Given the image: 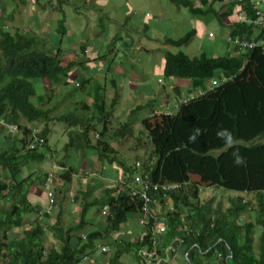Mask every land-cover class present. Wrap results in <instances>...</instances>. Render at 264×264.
Listing matches in <instances>:
<instances>
[{
    "label": "trees",
    "instance_id": "16d2710c",
    "mask_svg": "<svg viewBox=\"0 0 264 264\" xmlns=\"http://www.w3.org/2000/svg\"><path fill=\"white\" fill-rule=\"evenodd\" d=\"M18 1L37 5L39 2ZM167 1L183 7L189 16L206 24L208 20L202 17L207 14L217 23L228 16V26L219 23L222 31L228 30V38L216 40L227 46L226 51L224 55L200 52L194 57L180 50L172 52V48L190 43L195 35L191 28L178 39H163L160 44L170 48H163L159 74L162 78L154 76L152 84L166 79L170 92L162 85L164 99H149L133 110L136 114L144 108L149 110L139 125L140 134L149 143L151 157L145 164L140 165L135 159L132 168L122 167L124 175L120 180L104 183L89 176L86 190H76L71 196L68 192L71 185L77 188L80 178L88 177L86 172L76 169V162L81 161L88 149L95 153L99 167H111L118 164V151L112 145L130 140L135 145L140 142L134 137L130 122L112 117V108L120 96V80L133 67L124 62L128 50L126 40L120 32L111 38V42L120 44L118 52L110 55L111 60L107 62L104 51L101 53L103 39L100 38L99 57L91 61L95 66L90 69L88 64H83L89 60L73 63L62 56L65 51L61 47L69 46L71 39L62 25L60 7L57 10L62 19L57 41L48 43L34 33L0 28V133L7 144L0 141L3 172L0 176V264H84L83 261L88 264L90 259L94 264H122L121 258L128 254L134 264H146L139 251H151L149 231L153 218L164 222L165 231L157 237L155 248L162 257L165 247L179 238L182 243L174 246L183 255L184 264H264V28L238 22L235 0L228 1L220 14L214 7L224 0H211L205 10L195 8L191 0ZM60 2L69 4L67 0ZM200 2L202 6L207 5L206 0ZM75 44H78L76 50L85 55L87 43ZM122 49L125 54L120 56ZM111 63H120L122 73H113ZM100 64L102 67L98 68ZM74 74L79 82L72 79ZM97 76H103L104 80H95ZM42 79L47 81L45 86ZM36 85L42 94L35 97ZM107 87L113 90L109 102ZM54 88L66 89L64 96L69 106L63 114L50 116L52 111L43 108L42 99L50 98ZM169 93L173 99H168ZM73 96L80 99L71 103ZM87 97L91 98L90 102ZM52 121L63 125V131H74L58 158L48 141ZM195 129H199V135L189 141ZM221 129L231 133V145L217 137ZM71 137L81 138V147H77L82 152L79 157L76 151L69 153ZM233 152L240 156L239 164L234 163ZM65 154H69L67 159ZM42 165L48 168L42 171ZM36 180H49L56 194L48 201L45 211L27 199L28 189ZM138 182L149 185L147 212L140 199L130 196L129 189L138 186ZM172 184H180L181 188L167 192L160 187L153 189L154 185ZM218 188L251 195L239 207L231 201L232 208L227 213L233 220L218 210L211 214L208 203L199 206L202 190ZM99 190L93 196L92 192ZM166 199L170 200L171 209ZM63 204L66 208L78 207L75 221L69 220L70 212L65 217ZM56 205L58 209L54 210ZM93 207L98 210L97 214H101L103 207L106 210L98 226L94 225L95 217L88 215ZM187 207L191 210L184 216L182 209ZM243 213L249 214L250 219H241ZM134 216L135 222H130ZM142 223H146L144 228ZM124 225L128 229L139 226L137 231L128 233L133 241L126 234L128 229L122 230ZM47 232L57 240V245L45 249L42 240ZM255 238L257 256L252 245ZM101 248L107 249L103 252Z\"/></svg>",
    "mask_w": 264,
    "mask_h": 264
},
{
    "label": "rangeland",
    "instance_id": "374dc122",
    "mask_svg": "<svg viewBox=\"0 0 264 264\" xmlns=\"http://www.w3.org/2000/svg\"><path fill=\"white\" fill-rule=\"evenodd\" d=\"M67 1L69 2V4L61 3L60 0H39L37 5L31 2H25L22 4L18 0H0V28H9V30H11L12 32L17 29L20 32L28 30L29 32H36V35L39 38L48 43L57 41V39L60 38V35H57V30H59L58 24L62 19V16L57 10V8L60 7L63 11L64 18V23H62V25L66 29V35H69L71 39L69 46L66 47V45H63L61 47L65 51L63 52L62 56L66 59L67 62L73 63L78 62V60L86 62L87 60H91L96 57L95 53L91 54L92 51H95V48H92V51L91 49L87 48L85 50V55H81L80 51L76 50L77 44L75 43H85L89 41L92 42L90 43V45H95L97 47L100 38L103 39L101 41V45H106L104 49H101V53H103L104 51L105 61L109 62L111 60L112 54H116L119 48L118 42L113 43L111 42V40L114 38V36L118 35V32L123 35L124 39L126 40V45H128V48L126 47L128 50L125 54L124 50L122 49L123 51H121L120 56H123V54H125L124 57L126 59L124 60V62L126 63L128 62V60L135 62V74L133 73L132 75L135 76L136 79L134 77L129 78L132 79L134 85H131L130 82H124V85H126L124 86L123 83L120 82V96L118 101H116L115 108H112V111L114 110L112 113V117H117L118 120L120 119L122 122H131V124L133 125L132 128L134 130V137L137 138L140 142L135 145L133 143V140H130V142L128 143L115 145L118 151L117 163L119 165L117 164L115 166L116 168L109 167L106 173L110 174V171H113L112 175L116 173V175L122 176L124 175V167L132 168L135 159H138L137 161H139L140 165H142L148 162H146L147 158L149 159L151 157L149 143L147 141V138H145L144 135L140 134L141 128L139 125L140 119L142 117H146L149 114V110H145L144 108L140 113H137L140 115L139 119L137 120L135 119L137 114L133 111L137 105H139L140 103H147L148 101L147 99H145V94L143 93L145 90H143V87L140 85H145L148 81L147 86L152 87V89L155 90V98L158 100L164 99V97L161 98V93L165 91V89L167 92H170V85L168 80L166 79L163 80L162 85H164L165 89L162 91L161 87H159L160 85H157L155 83L152 84V77L145 78L144 80V67H148L149 69L147 70V72L151 73L156 78H162L157 73L155 66H153L159 61L162 55L159 43L167 37L174 39L182 37V35L188 30V21H184L183 17L185 14L181 10V8L183 7L177 8L167 0H96L92 4L90 3V0ZM191 1L193 2V4H201L200 0ZM91 6L93 7V9L91 8ZM215 8H217V5L215 6ZM188 16L189 15H186V17ZM202 19H206L208 20L207 22H209L208 24H206L207 29L205 31L204 38L201 39L202 34L197 35V38L192 39L190 43H188V45L184 47L172 48V52L180 50L183 53L187 54L189 57H194L200 52H204L207 55H219V53H222V55H224L223 53L224 51H226L227 46L219 44L217 41L210 43L209 38L206 36L207 32L214 34L221 33V36L225 35L222 37V39H226L227 35L222 34L223 31L220 32L221 25L217 23L216 19L210 14H207L206 17H202ZM228 24L229 23H227V25ZM31 28L34 29V31L29 30ZM126 31L127 33H125ZM225 31L226 33L228 32L227 29H225ZM29 32L27 33L32 34ZM64 41L65 40L63 38V42ZM161 45L166 49L170 48L168 47V45ZM111 46H113V48ZM98 51L100 50L98 49ZM83 64H89V62ZM111 65L116 71L118 64L116 65V63H111ZM100 66L102 67V64H100ZM91 67L94 66H90V69H92ZM74 75L76 76L75 81L79 82V78H77V75ZM95 80L103 81L104 79L103 76H97ZM41 83L44 84L45 81L43 80ZM186 84L187 83H184L183 85ZM127 87H129V89H125ZM62 89L54 88V91L53 93H51L50 98L46 99L44 96V98L42 99L44 100L43 108L51 109L52 111L50 116H54L55 114H63L65 112V109L69 106L67 104L69 103L68 98H65L64 96L66 89ZM35 90V97L42 94V90L39 85H36ZM78 96H80L83 101H86L83 94L79 93ZM78 96H73L71 103H76L77 99L79 98ZM168 99H173L170 93ZM168 99H166L165 101H167ZM90 101L91 98L88 100V102ZM107 102H109V94H107ZM33 103H36V101H34ZM39 105L40 104H38V106ZM69 109L72 110L73 107L71 106ZM51 123V132L48 135V141L54 146L56 151L55 157L58 158L63 155V152H61L62 147L67 144L71 132L73 133L74 131H63V125L55 123L53 121ZM2 134L3 133L1 132L0 141L6 144V139L2 138ZM71 139L73 140V142L71 144V151H69V153L72 154L74 153L73 151H76V157H79L82 152L77 151V147H81V138L79 139L71 137ZM68 155L69 154H65L66 159ZM93 155L95 157V153H93ZM85 156L88 157L87 154ZM76 165H79L81 168L86 170L89 163L87 160L84 162L78 160V162H76ZM41 168L42 171H45L48 168V165H42ZM2 173L0 170V176ZM126 177L128 178L129 175ZM84 181L89 180H86L84 178L82 179L81 186L83 187V190L86 189ZM28 190L29 193L27 195V198L29 200H31L30 198L34 199L35 197H38L41 198L44 203L48 198L46 194L48 191L51 192L54 199L55 191L52 193L53 189H51L49 180L46 182L36 180L35 185H31ZM200 194L199 206L208 203L211 214H213L215 210H218L222 214H225L227 216L228 210L232 208L231 201H234L239 207L241 205H244L245 201L248 198H251V195H243L241 193L227 191L219 188L207 190L205 189L202 190ZM71 208L74 209V207ZM190 210L191 208L188 207L182 209V215H187ZM77 211L73 210V212L71 213V218H69V220L71 219V222L72 220L75 221L77 219ZM91 213H96L95 207L91 208ZM65 217L68 218L67 215ZM228 217L231 220L234 219L231 214ZM240 217L241 219L243 217L245 219H250V215L247 213H243ZM30 223L31 222L29 221L26 225L29 226ZM122 229L123 231L126 230L127 226L124 225ZM123 231L121 232V234L124 233ZM46 234L47 235L42 240L43 247L47 249L49 247L56 246L57 240H55V238L48 232ZM126 234L128 236L127 232ZM128 237L131 239V241H133V237ZM252 245L253 252L255 256H257V238H255ZM121 262L122 264H134L135 261L132 256L128 254L124 255V257L121 258Z\"/></svg>",
    "mask_w": 264,
    "mask_h": 264
},
{
    "label": "crops",
    "instance_id": "0c3cea01",
    "mask_svg": "<svg viewBox=\"0 0 264 264\" xmlns=\"http://www.w3.org/2000/svg\"><path fill=\"white\" fill-rule=\"evenodd\" d=\"M194 6H200V4H195L194 3ZM181 10L183 11V13L185 14L184 15V21H188V25H189V27H188V29L189 28H191V29H193V30H195V38H196V36L197 35H203L204 34V32L206 31V29H207V25H206V23H204L202 20H200L199 18H196V17H192V16H188V17H186V15H188V13L184 10V9H182L181 8ZM222 23H223V26H228L227 25V23H230V21H229V19L227 18V19H223V21H222ZM29 30H32V31H34V29H29ZM24 33H27V32H29L28 30H25V31H23ZM29 33H35V34H37L36 32H29ZM125 33H127V31L125 32ZM199 33V34H198ZM222 34H226L227 35V33H226V31H225V29H224V31L222 32ZM223 36H225V35H223ZM223 36H221V34L219 35V36H216V35H214L213 36V38H214V41L213 42H216V40L217 39H222V37ZM227 38V37H226ZM225 40V39H224ZM212 42V43H213ZM85 43H87L86 44V49L87 48H89V49H91V51H92V48H95L94 50L95 51H92L91 52V54H94L95 53V55H96V57L95 58H93V59H91V60H89V66H95V64L94 63H91V61L92 60H94V59H96L97 57H99V54H98V49L97 48H100V46L98 45L97 47L95 46V45H90V43H92V42H89V41H87V42H85ZM103 43H104V41H103ZM118 44H120V42H118ZM160 44V43H159ZM77 47H78V44H77ZM106 47V45H101V49H104ZM163 46L160 44V51L162 52V50H163ZM77 49V48H76ZM164 49H166V48H164ZM113 61H117V59H114ZM83 62V61H82ZM162 62H163V57H162V55H161V58L159 59V61L155 64V65H153V66H155V69H156V71H157V73L158 74H160V71H161V68H162ZM132 64L133 65V67L131 68V71H129V77L128 76H124L121 80H120V82H122L123 83V85H124V82H130L131 83V85H134L133 84V82H132V79H129L130 77H134L135 79H136V77L135 76H133L132 74L135 72V62H133V61H131V60H129L125 65H129V64ZM113 64V63H112ZM115 64V63H114ZM118 64V67H117V70L115 71L114 70V72L113 73H116V74H120V73H122V71H123V69H122V65L120 64V63H116V65ZM122 64H124V63H122ZM152 65V64H151ZM98 68H100V65H98ZM149 68L148 67H144V73H145V77H144V80H145V78H149V77H152L153 78V80H154V75H152L151 73H149V72H147V70H148ZM131 73V74H130ZM135 74V73H134ZM157 75V74H156ZM75 75H74V77H72V79H74V81H75ZM109 78V76H107V79ZM45 81V83L44 84H42L43 86H45L46 84H47V81L45 80V79H42V81ZM152 80V81H153ZM41 81V82H42ZM151 81V82H152ZM156 82H157V80H156ZM163 83V82H162ZM162 83L160 84V87H162ZM147 84H148V81H147V83L144 85V84H141L140 86H142L143 88V90H145L143 93L145 94V99H147V100H149V99H152V100H156V98H155V90H153L152 89V87H148L147 86ZM124 86H126V85H124ZM121 87V84L119 83V88ZM171 88V87H170ZM124 89V88H123ZM125 89H129V87H127V88H125ZM107 94H109V99H110V97L112 96V94H113V90L111 89V88H106V96H107ZM80 98H78V100H79ZM141 111H138L137 113H140ZM136 115V114H135ZM139 117H140V115L139 114H137L136 115V120L137 119H139ZM142 118H144V117H142ZM141 118V119H142ZM140 122V121H139ZM131 123V122H130ZM136 123V122H135ZM132 125V124H131ZM133 126V125H132ZM115 145H112V147L113 148H115L114 147ZM116 149V148H115ZM93 151L91 150V149H88L86 152H85V155L87 154V156L88 157H86V156H84L82 159H81V162H84V161H88V163H89V165H88V168H86V170L85 169H83V168H81L79 165H76V169L77 170H82V171H84V172H86V176H88V177H82V178H80V184H82V179L84 178V179H86V180H88V178H89V176H93V177H96V178H98V179H100L102 182H104V183H107V181H109V182H111L112 180H120L121 179V176L120 175H116V173L114 174V175H112V172L113 171H110V174H107L106 173V171H107V169L110 167V166H102V167H99V164L95 161V157H94V155H93ZM93 158V159H92ZM117 164H114V165H112L111 167H113V168H116L115 166H116ZM119 165V164H118ZM52 169H53V167H51ZM113 183H114V181H113ZM79 184V186H77V188H74V185H71V187L69 188V195H71V194H75V192H76V190H80V191H84L83 190V187L81 186ZM84 184L86 185V186H88L89 184H90V181H84ZM86 190V189H85ZM99 192H100V190L99 191H94V192H92V194H93V196H95V195H98L99 194ZM53 193V192H52ZM55 196H56V194H54V198H55ZM28 199V198H27ZM31 200H29L32 204H35V205H40V207H41V210L42 211H45V209H46V207H47V203H48V198H47V200L43 203V201H42V199L41 198H34V199H32V198H30ZM71 207H74V209H72ZM68 208H69V210H68ZM68 208H66V205L65 204H63L62 205V210L63 209H65V210H63L64 211V215L66 216H68L69 215V212L70 213H72L73 212V210H75V211H77V209H78V207H76V205H70V206H68ZM55 209H58V206L56 205L55 206V208H54V210ZM78 211H79V209H78ZM78 211L76 212V213H78ZM98 213V210H96V213L94 214V213H91V209H90V211H89V216L90 217H92V216H94L95 217V221H94V225L96 226H98L100 223H101V221H102V218L101 217H103L104 215H102V214H97ZM93 217V218H94ZM131 220H130V222L132 221L133 223L135 222V220H136V217L134 216V217H132V218H130ZM51 220H53V217L51 216ZM139 227V226H138ZM138 227H136V226H134V227H131V229H128V226H127V229H128V232L127 233H129L130 234V232L132 231V230H135L136 229V231H137V228ZM123 230V229H122ZM179 254L178 255H175L174 257H169V259H167L166 260V262H165V264H183V261H182V258H183V255L181 254V252H178ZM86 262L87 261H83V263L84 264H86ZM94 264V262H93V260L91 259V260H88V264Z\"/></svg>",
    "mask_w": 264,
    "mask_h": 264
},
{
    "label": "built area",
    "instance_id": "2783aa9c",
    "mask_svg": "<svg viewBox=\"0 0 264 264\" xmlns=\"http://www.w3.org/2000/svg\"><path fill=\"white\" fill-rule=\"evenodd\" d=\"M238 5V12H237V20L242 23L247 24H254V25H261L264 24V0H236ZM248 12H251L253 14V18L248 16ZM11 129L14 131L15 127H11ZM160 187L162 191H176L181 188L180 184H172V185H154L153 189L157 190ZM138 188V189H136ZM149 189V185L144 182H138V186H135L134 188H130V196L136 197L140 199L143 203V210L147 212L148 205L150 203V197L147 194V191ZM48 201L51 202L52 194L51 192H47ZM165 194V193H164ZM165 198V196H163ZM169 200L166 199V202ZM50 208L47 209L49 211ZM105 208H102L101 214H105ZM145 223H142L144 225ZM164 226L162 221H158L156 218H153L152 227L149 231L150 233V246L149 248L151 251L148 250H141L139 251L144 260L146 261V264H161L165 263L168 256L176 254L177 248L174 244L178 243L181 244L182 240L177 238L172 243L168 244L164 249L165 256H160L155 248L157 246V236L161 235L164 232ZM148 248V249H149ZM107 248H101V251L105 252Z\"/></svg>",
    "mask_w": 264,
    "mask_h": 264
},
{
    "label": "clouds",
    "instance_id": "9594fccd",
    "mask_svg": "<svg viewBox=\"0 0 264 264\" xmlns=\"http://www.w3.org/2000/svg\"><path fill=\"white\" fill-rule=\"evenodd\" d=\"M207 2H206V6H202V4H200V6H194L195 8H200V9H202V10H205L206 8H207V6H208V4L211 2V0H206ZM228 1H230V0H224V1H221V2H218L217 4H215V6L217 5V8H215L214 6V8H215V10L217 9V10H219V11H216V13L217 14H220V13H222V12H224L225 10H223V9H226L227 8V6H228ZM201 3V2H200ZM234 4H235V10H236V14H237V12H238V5H237V2H236V0H235V2H234ZM178 8V7H177ZM183 9V8H182ZM185 10V9H184ZM235 10H233V12L235 11ZM186 11V10H185ZM187 12V11H186ZM235 14V13H234ZM248 14V16L249 17H251V18H253V14L251 13V12H248L247 13ZM189 15V14H188ZM193 17V16H192ZM236 17H237V15H236ZM228 18V16H225V17H222L221 18V21L219 22V23H221L222 25H223V23H222V21H223V19H227ZM229 19V18H228ZM229 21H230V19H229ZM238 21V20H237ZM239 22V21H238ZM240 23H242V22H240ZM243 24H247V23H243ZM247 25H249V26H253V27H255L256 29H260V28H264V24H261V25H254V24H247ZM222 29L223 28H221V31L220 32H222ZM224 31V30H223ZM194 32H195V30H194ZM196 34V33H195ZM204 34H205V32H204ZM204 34L202 35V37H201V39H203L204 38ZM221 33H219V34H214V33H210V32H207V34H206V36L209 38V42L210 43H212L213 41H214V38H213V36L214 35H216V36H219ZM195 38V35H194V37H193V39ZM197 38V37H196ZM227 38H228V36H227ZM226 38V39H227ZM163 82V80L161 81V80H157V85H160L161 83ZM75 85H77V83H75ZM160 87V86H159ZM171 87V86H170ZM197 135H199V129H195L194 130V133L192 134V135H190L189 137H188V139H189V141H194L195 139H196V137H197ZM216 135H217V137L219 138V139H221L224 143H226V144H228V145H231L232 143H233V138H232V135H231V133L227 130V129H221V130H218L217 131V133H216ZM233 157H234V163H237V164H239L240 162H241V158H240V156L236 153V152H233ZM47 188H49V187H47ZM169 200V199H168ZM166 204L169 206V208L171 209V202H170V200L168 201V202H166ZM157 219V218H156ZM162 221V220H161ZM163 222V221H162ZM146 224V223H145ZM145 224L144 225H142V227L144 228V226H145ZM163 226H164V222H163ZM164 229H165V227H164ZM165 231V230H164ZM159 236H161V235H159ZM159 236H157V237H159ZM178 249V248H177ZM178 252H180V251H176V254H174V255H170V256H168V258L167 259H169V257H174L175 255H178L179 253Z\"/></svg>",
    "mask_w": 264,
    "mask_h": 264
}]
</instances>
